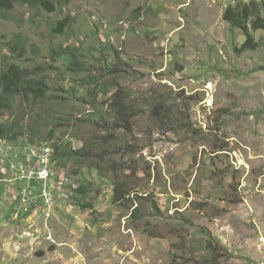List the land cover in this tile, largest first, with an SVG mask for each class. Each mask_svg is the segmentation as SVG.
Returning a JSON list of instances; mask_svg holds the SVG:
<instances>
[{"label":"rangeland","instance_id":"374dc122","mask_svg":"<svg viewBox=\"0 0 264 264\" xmlns=\"http://www.w3.org/2000/svg\"><path fill=\"white\" fill-rule=\"evenodd\" d=\"M225 9L223 0L0 9V69L7 60L23 64L8 49L20 35L29 42L26 65L40 66L49 88L43 101L19 96L12 110L1 108L0 123L18 140L77 149L85 142L88 158L65 160L70 194L44 212L52 214L49 228L42 207L28 222L7 199L4 209H14L6 219L0 210V264H264V31H254L255 50L240 52L247 37ZM65 18L72 20L60 31ZM69 45L89 55L80 76L47 61ZM104 59L116 71L103 68ZM91 78L100 90L123 88L135 112L127 131L112 129L102 93L85 97L81 84ZM8 167L16 177L19 168ZM118 185L135 206L113 202ZM210 234L218 247L209 253Z\"/></svg>","mask_w":264,"mask_h":264},{"label":"trees","instance_id":"16d2710c","mask_svg":"<svg viewBox=\"0 0 264 264\" xmlns=\"http://www.w3.org/2000/svg\"><path fill=\"white\" fill-rule=\"evenodd\" d=\"M16 4L23 5L30 9L36 8L48 13H55L58 10L59 5L62 4V0H0V9L11 10L15 8ZM224 19L231 24L232 28L242 30L244 32L243 35L247 37L239 51L255 50L258 47L259 42H257L253 36L254 31H264V0H250L249 2L240 0L236 4L230 5L229 8L225 9ZM71 20V18L60 20L58 22L60 31L65 30V27L71 22ZM28 43L29 42L26 38L19 35L14 44L8 46L9 51L12 52L17 59L21 60L23 64L7 60L8 65L5 68L0 69V109L12 110L15 101L19 96L27 99H29V96H33V102L38 103L43 101L48 93V82L44 77V72L40 71L41 67L39 66L34 69L30 65H26V63L29 62V59L25 56L28 53ZM106 47L110 52H115V50L116 52H119L117 49L114 50L112 45L107 44ZM86 55L82 52L78 53L77 48L72 45L66 47L58 46L51 51L49 55L50 60L47 61H52L51 66L53 68L65 66L74 75L80 76L85 70H87L85 67L86 63H89L88 60H85L89 55H87L88 57ZM2 63H5V61ZM103 64L105 65L103 68L109 70L108 72L112 73L113 71H116V68L113 69L111 67L108 68V66L106 67V64L108 63L105 59ZM91 80L92 78L86 79V81L81 84V86L85 88V97L87 98L90 96L92 99H95L100 93H102L104 97L108 98V106H110L116 118L112 129L115 128L114 130L122 129L127 131L131 126L130 124L132 123L135 112L130 108V104L127 101L123 88L117 86L115 90H111L109 88L102 89L103 87H101L102 90H100L98 87L101 82L97 81L92 83ZM159 103L162 105L165 102L160 101ZM19 136H21V134H18L13 127H8L4 122L0 123V141H7L10 143L16 142L18 141ZM42 140L43 141H36L32 138L29 139L31 143H39L38 145H45L50 142L47 138H43ZM108 141H111L109 136L106 137L105 143L107 144ZM71 144V142L69 144L70 146L53 144L55 147V158L59 161L60 168H65L67 166V162H65L67 158H78L83 156V159H88L87 155L82 152V149L87 145L85 142L79 149L74 148L73 144L72 146ZM1 145H3L2 142H0V146ZM13 163L18 166L17 161ZM15 182L19 185L18 188L20 189V194L14 193V189L12 191L10 190V199L12 198L13 200H11V203L13 202V204L20 206L17 207L18 210H16L15 214L18 213L20 216L27 219L30 212L27 213L21 209V204L24 201L22 188L25 186V181L16 179ZM86 183L87 182H83L78 187L77 190L79 194L86 193ZM38 190V184L34 183V193H37ZM3 191L4 190L0 188V194H2ZM143 198V196H137L136 199L142 203L140 200ZM126 200H131L132 203H134L133 206L137 203L136 200L131 199L129 190H121V186H116L113 194V202L122 203ZM155 206L157 208V205ZM89 207H92V204L87 202H84L81 206L83 209ZM138 209L139 208L136 207L133 212H136ZM31 212H34V208H32ZM209 237L210 241L207 243L206 248L209 249L210 253L213 249L218 247V242H215V239L211 237V234Z\"/></svg>","mask_w":264,"mask_h":264},{"label":"built area","instance_id":"2783aa9c","mask_svg":"<svg viewBox=\"0 0 264 264\" xmlns=\"http://www.w3.org/2000/svg\"><path fill=\"white\" fill-rule=\"evenodd\" d=\"M224 6L228 8L234 4L233 0H223ZM0 170H3L5 176H9V180L15 182L16 179L25 181L22 188V196L24 201L21 209L29 213L27 220L33 219L31 210L34 206L42 207V214L45 218L44 227L49 228V219L51 215L44 212H50L62 201H65L70 194L68 187L71 184V176L65 168H60L58 160L55 158L54 143L48 142L45 145L39 143H31L29 139H20L16 142L0 141ZM19 149V158H13L14 149ZM17 161L18 166L13 162ZM8 164L17 166L16 177L10 173ZM6 168V169H5ZM34 183L38 184L37 193L33 191ZM76 187V185L74 186ZM49 213V214H50ZM41 215L39 214V217ZM34 220V219H33Z\"/></svg>","mask_w":264,"mask_h":264},{"label":"crops","instance_id":"0c3cea01","mask_svg":"<svg viewBox=\"0 0 264 264\" xmlns=\"http://www.w3.org/2000/svg\"><path fill=\"white\" fill-rule=\"evenodd\" d=\"M16 182H11L7 176L3 175L0 172V188H2L4 191L0 197V210L2 211L1 214V218L6 219V214L7 212L12 211L14 208H10V206H14L15 208H17L16 204H13V202L11 203V205L9 207H7L6 209H4V203L7 202V199H9L10 197H7L6 195H4V192L8 190L9 194H10V190L12 191L14 189L13 184H15ZM16 186L18 187L19 185L16 184ZM8 187V188H7ZM12 194V193H11ZM12 200V198H11ZM13 201V200H12ZM6 210V211H5ZM17 215V214H16ZM16 215L14 216L16 218ZM9 216V214H8ZM7 216V217H8Z\"/></svg>","mask_w":264,"mask_h":264},{"label":"water","instance_id":"95a60500","mask_svg":"<svg viewBox=\"0 0 264 264\" xmlns=\"http://www.w3.org/2000/svg\"><path fill=\"white\" fill-rule=\"evenodd\" d=\"M44 252L37 253L38 256H43Z\"/></svg>","mask_w":264,"mask_h":264}]
</instances>
